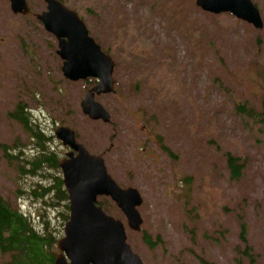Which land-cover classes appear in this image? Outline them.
Masks as SVG:
<instances>
[{"label": "rangeland", "instance_id": "374dc122", "mask_svg": "<svg viewBox=\"0 0 264 264\" xmlns=\"http://www.w3.org/2000/svg\"><path fill=\"white\" fill-rule=\"evenodd\" d=\"M33 13L43 0H27ZM264 23V0H252ZM116 63V93L95 98L110 123L91 121L80 103L94 81L70 82L61 73L56 40L33 16H15L0 0V196L62 231L63 205L52 184L57 171L20 175L19 159L38 145L9 113L23 104L63 157L54 137L70 128L109 175L143 198L140 232L109 198L98 202L124 223L127 242L143 264H262L264 250V27L229 14L210 15L195 0H62ZM240 106L256 118L241 113ZM161 139L171 153H164ZM5 147V148H4ZM32 147L34 149H32ZM227 155L239 159L235 177ZM33 156V157H32ZM236 179V180H234ZM53 187L44 198L33 195ZM51 202V207L48 203ZM246 225V244L240 223ZM143 231L160 246L150 251ZM246 247L249 250H246ZM0 264H3L0 257Z\"/></svg>", "mask_w": 264, "mask_h": 264}, {"label": "water", "instance_id": "95a60500", "mask_svg": "<svg viewBox=\"0 0 264 264\" xmlns=\"http://www.w3.org/2000/svg\"><path fill=\"white\" fill-rule=\"evenodd\" d=\"M5 1L13 15L32 14L27 0ZM43 1L46 10L34 16L57 41L56 55L62 60L64 78L71 82L88 78L98 81L86 92L80 104L82 113L93 121L109 123V113L94 96L115 92L114 61L89 36L75 11L60 0ZM195 5L205 13L230 14L255 29L263 28L260 13L251 0H195ZM55 136L69 148L58 162L68 196L69 217L57 242L59 252L53 264H143L126 242L122 221L107 215L97 201L98 197L110 198L125 216L128 227L139 232L143 223L137 209L143 204L139 191L120 187L108 174L102 156L91 154L68 127L57 128Z\"/></svg>", "mask_w": 264, "mask_h": 264}, {"label": "trees", "instance_id": "16d2710c", "mask_svg": "<svg viewBox=\"0 0 264 264\" xmlns=\"http://www.w3.org/2000/svg\"><path fill=\"white\" fill-rule=\"evenodd\" d=\"M107 53L109 52L107 51ZM239 108L241 113L246 116L251 118L257 117L244 106H240ZM26 109L23 104H19L8 115L11 120L18 121L22 125V129L26 134L32 136V144L38 145L39 148L38 159L34 160L35 157L30 160H34V164H25V158L20 159L19 156L6 155L8 163L13 164V161L19 159L18 164L22 163V165L20 164V169L25 168L27 165L29 169L23 172V175L30 174L36 176L47 169L57 171L59 174L57 160L55 157L49 156L46 153V142L37 139L36 135L38 138H41V135L37 133L35 127L32 129L29 127L31 118ZM158 142L161 150L171 157L168 148L161 144V139ZM226 159L230 174L232 173L235 177H238L241 169L239 159L232 158L230 155H227ZM18 174H20V170H18ZM52 184L56 186V197L60 198V201L64 203L63 209L66 214L64 215L63 222H66L68 219V202L67 193L63 189L61 177H56L55 181H52ZM52 189L53 187H45L38 194L34 191L33 195L37 198H44L50 194ZM48 204L50 207L52 206L51 202ZM41 223L42 227L37 229L28 217L24 216L19 210L14 209L10 203L4 201L0 196V257L2 258L3 264H53L54 256L57 252L56 242L58 237L62 236V231H56L51 226L50 221L45 217L41 218ZM240 227L241 241L246 244V225L243 221L240 223ZM142 233L143 241L150 251L160 246L161 239L159 237L152 240L147 232L143 231ZM246 250H249V248L246 247ZM201 263L207 264L204 260H201ZM262 264H264V250Z\"/></svg>", "mask_w": 264, "mask_h": 264}, {"label": "flooded vegetation", "instance_id": "af4514ba", "mask_svg": "<svg viewBox=\"0 0 264 264\" xmlns=\"http://www.w3.org/2000/svg\"><path fill=\"white\" fill-rule=\"evenodd\" d=\"M29 126H30V128H32V127H36V130H37V133H39L40 135H41V138H38V136L36 135V137H37V139L39 140V141H42V142H48V150H49V146L51 147V144H50V139H49V137H46L45 136V134L43 133V131H41L37 126H34V123L33 122H30V124H29ZM32 136H30V142H31V140L33 139V138H31ZM28 139V138H27ZM33 145V144H32ZM32 149H34L33 147H32ZM47 153H48V155L49 156H52V157H55V159L57 160V166H58V161H59V159L60 158H58L57 156L59 155V152H56V151H53V150H51V152H48L47 151ZM8 153H6V155H7ZM65 155V152L63 153V156ZM33 157V156H32ZM35 159L34 160H37L38 159V157L35 155ZM33 160V161H34ZM33 161H30V159H25V164H34L33 163ZM24 170H27L26 168L24 169Z\"/></svg>", "mask_w": 264, "mask_h": 264}]
</instances>
